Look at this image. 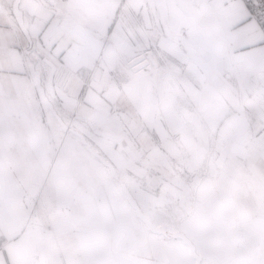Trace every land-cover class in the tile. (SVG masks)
<instances>
[{
  "label": "snow or ice",
  "instance_id": "snow-or-ice-1",
  "mask_svg": "<svg viewBox=\"0 0 264 264\" xmlns=\"http://www.w3.org/2000/svg\"><path fill=\"white\" fill-rule=\"evenodd\" d=\"M0 264H264V0H0Z\"/></svg>",
  "mask_w": 264,
  "mask_h": 264
}]
</instances>
